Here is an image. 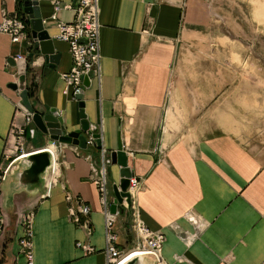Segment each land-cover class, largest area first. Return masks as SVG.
I'll use <instances>...</instances> for the list:
<instances>
[{
    "label": "crops",
    "instance_id": "0c3cea01",
    "mask_svg": "<svg viewBox=\"0 0 264 264\" xmlns=\"http://www.w3.org/2000/svg\"><path fill=\"white\" fill-rule=\"evenodd\" d=\"M54 1L65 6L54 9ZM78 2L37 0L42 27L58 56L46 65L41 54L27 62L23 87L30 92L33 111L54 108L64 131L85 137L97 132L98 138L83 148L61 145L57 178L47 189L7 192L1 186L0 264H23L17 238L27 214L33 264H107L90 162L96 163L99 147L105 149L110 200L120 166L107 157L118 142L130 174L139 180L134 195L138 218L163 233L160 255L167 263L264 264V97L259 100L258 86L243 80L242 73H190L176 59L186 30L210 23L206 1L96 0L98 75L82 87L90 126L85 131L77 101L60 77L71 62L68 46L56 36L57 23L71 20ZM2 13L21 16L26 37L11 41L0 32V165L12 156L13 125L24 129V149L49 145L31 119L25 121V111L17 105L19 89L7 85L17 79L15 55L28 61L31 49L22 0H0V17ZM64 189L89 205V233L71 220ZM127 218L124 209L114 222L116 243L125 248L134 242ZM76 239L94 249L83 253Z\"/></svg>",
    "mask_w": 264,
    "mask_h": 264
},
{
    "label": "built area",
    "instance_id": "2783aa9c",
    "mask_svg": "<svg viewBox=\"0 0 264 264\" xmlns=\"http://www.w3.org/2000/svg\"><path fill=\"white\" fill-rule=\"evenodd\" d=\"M64 6L65 4L60 1H54L53 3L54 9ZM98 24L96 0H79L78 4L73 9V17L71 20L59 21L57 23L58 29L56 36L66 41L71 61L69 67L60 72V77L64 82L67 94L70 98L76 101L78 100L76 95L82 92L83 76H87V79H89L90 76L98 75ZM0 32L8 34L11 41L24 39L26 37L24 20L16 13H2L0 17ZM15 57L19 58L21 55L16 54ZM17 105L22 108L19 102ZM29 120L30 112L25 111V121L28 122ZM9 132L13 136L12 156L8 157L6 163L0 165V232L3 228L1 201L2 179L6 171L9 169L13 159L27 153L23 148V127L13 125ZM93 138L94 137L90 134L87 135L85 137V145L91 144ZM48 149L51 153V164L47 167V174L44 179V189L48 188V186L57 178L58 174V162L55 148L52 145V149L49 147ZM76 153L80 154L79 151H76ZM83 156L86 158L90 157L89 154H84ZM95 160L96 163L93 161L90 162L91 173L89 178H91L95 185L101 204L104 228L103 249L107 264H116L130 250L151 253L153 256V264H169L160 255V245L163 240V233L149 229L138 218L137 207L134 205V195L139 187L138 177L131 174L128 176V184L126 187L127 196L124 195L121 197L120 201H116L115 208L111 211L109 205L113 201L114 195L110 200L107 198L106 154L104 148L99 147L98 159ZM64 197L67 201V208L71 220L75 222V224L82 226L85 233H89L90 225L87 215L90 209L87 202H85L80 195L73 194L68 189H64ZM124 209L128 212L126 228L134 237V242L126 248L117 245V232L114 227V222L118 213ZM17 244L18 251L23 257V264H33L30 214L25 215L22 219V232L17 238ZM75 245L79 247L83 253L90 252L94 249L93 245L86 240L76 239Z\"/></svg>",
    "mask_w": 264,
    "mask_h": 264
},
{
    "label": "water",
    "instance_id": "95a60500",
    "mask_svg": "<svg viewBox=\"0 0 264 264\" xmlns=\"http://www.w3.org/2000/svg\"><path fill=\"white\" fill-rule=\"evenodd\" d=\"M36 3L37 0H22V11L27 15L30 23L29 34L31 41L29 44L31 49L26 55L28 61H26V57H19L16 60L17 79L14 82H8L7 85L11 88L19 89V103L22 109L30 112L33 128L47 136V144H52L58 155L61 145L66 143L74 144L80 148L85 147V136L76 130L64 131V127L61 125V118L57 115V111L54 108H49L48 111L43 113L33 111L27 98L26 89L23 87V72L27 62H31L38 54H41L46 65L48 62H55L58 56V52L52 47V39L49 37L46 29L42 27V21L38 15ZM82 83L84 85L88 83L87 76H83ZM76 97L78 99L77 106L80 129L85 131L90 126L84 118L81 93H78ZM90 135L98 138L97 132H90ZM27 152L24 155L14 158L11 162V168L4 174L1 186H5L7 192L22 189L33 190L43 186L47 167L51 164V153L46 145H40ZM125 159V153L121 149V144L118 142L116 148L110 150L107 157V160L111 163L115 162L120 166V177L112 185L114 199L109 205L111 211L114 210L116 201H120L124 195L127 196L126 187L130 172ZM127 254L116 264H153V256L149 252L133 251Z\"/></svg>",
    "mask_w": 264,
    "mask_h": 264
},
{
    "label": "rangeland",
    "instance_id": "374dc122",
    "mask_svg": "<svg viewBox=\"0 0 264 264\" xmlns=\"http://www.w3.org/2000/svg\"><path fill=\"white\" fill-rule=\"evenodd\" d=\"M205 1L210 23L181 36L176 52L180 68L190 73L205 69L242 73L247 77L243 80L256 83L260 100L264 97V0Z\"/></svg>",
    "mask_w": 264,
    "mask_h": 264
},
{
    "label": "bare ground",
    "instance_id": "6f19581e",
    "mask_svg": "<svg viewBox=\"0 0 264 264\" xmlns=\"http://www.w3.org/2000/svg\"><path fill=\"white\" fill-rule=\"evenodd\" d=\"M50 149H52V145L51 144H49V145H47ZM25 154V153H24ZM24 154H22V155H24ZM9 168H11V165L9 166ZM133 251H137V250H130L128 253H132ZM128 255V254H127Z\"/></svg>",
    "mask_w": 264,
    "mask_h": 264
},
{
    "label": "trees",
    "instance_id": "16d2710c",
    "mask_svg": "<svg viewBox=\"0 0 264 264\" xmlns=\"http://www.w3.org/2000/svg\"><path fill=\"white\" fill-rule=\"evenodd\" d=\"M27 96H30V92L28 90H26Z\"/></svg>",
    "mask_w": 264,
    "mask_h": 264
}]
</instances>
